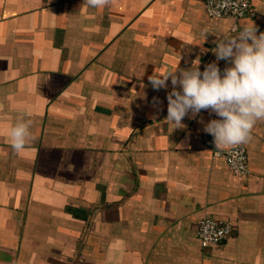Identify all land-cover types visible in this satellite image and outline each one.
Segmentation results:
<instances>
[{
	"label": "crops",
	"instance_id": "obj_1",
	"mask_svg": "<svg viewBox=\"0 0 264 264\" xmlns=\"http://www.w3.org/2000/svg\"><path fill=\"white\" fill-rule=\"evenodd\" d=\"M83 4L0 0V264H264V121L236 175L203 131L220 117L175 128L170 79L148 80L196 59L223 73L215 41L264 32V0L240 19L210 18L204 0ZM20 119L31 126L17 154ZM205 216L232 234L202 246Z\"/></svg>",
	"mask_w": 264,
	"mask_h": 264
},
{
	"label": "clouds",
	"instance_id": "obj_2",
	"mask_svg": "<svg viewBox=\"0 0 264 264\" xmlns=\"http://www.w3.org/2000/svg\"><path fill=\"white\" fill-rule=\"evenodd\" d=\"M111 3L112 0H84L83 6L104 8ZM234 31L235 36L215 41L216 61L224 60L229 65L223 73L216 62L201 71L196 59L190 68L148 77L156 91L167 89L170 79L166 120L175 128L185 127L182 121L189 113L193 119L202 110L220 117L203 126V131L213 137L215 149L220 150L247 143L257 121H264V32L257 35L254 23ZM154 103L159 104V99L154 98ZM30 126V121L20 119L9 129L11 148L17 154L26 150Z\"/></svg>",
	"mask_w": 264,
	"mask_h": 264
},
{
	"label": "built area",
	"instance_id": "obj_3",
	"mask_svg": "<svg viewBox=\"0 0 264 264\" xmlns=\"http://www.w3.org/2000/svg\"><path fill=\"white\" fill-rule=\"evenodd\" d=\"M206 14L210 18H235L247 16L251 10L252 0H204ZM223 156L230 169L239 176L249 172L247 148L243 144L216 151ZM233 232V225L228 221H220L212 216H205L199 223L197 234L202 246L209 247L228 238Z\"/></svg>",
	"mask_w": 264,
	"mask_h": 264
}]
</instances>
